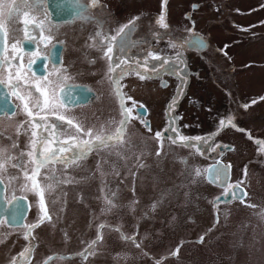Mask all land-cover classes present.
Listing matches in <instances>:
<instances>
[{
  "label": "rangeland",
  "instance_id": "1",
  "mask_svg": "<svg viewBox=\"0 0 264 264\" xmlns=\"http://www.w3.org/2000/svg\"><path fill=\"white\" fill-rule=\"evenodd\" d=\"M98 1H107L115 8L120 25L136 18V38L145 36L147 43L137 47L135 62L127 65H143L148 60V71L155 67L158 72L144 80L135 73L121 76L127 65L109 73L106 59L98 58L94 67L86 65L84 42L78 50L71 48L67 56L71 64L64 62L61 67L68 68L71 76L66 82L95 87L100 112L92 116L82 110L73 111V124H81L85 130L103 126L105 132L114 134L116 119L122 117L115 111L109 76L119 78L128 109H133L134 103L143 105L149 117H137L134 125L128 121L124 125V144L110 141L97 159L90 161L96 152L86 157L90 162L85 168L80 161L68 169L60 163L50 164L40 170L37 182L43 186L54 169L59 186L57 181H47L52 187L45 193H62L71 184L88 183H92L93 192L99 193L96 200L88 201L87 208L100 214L98 220L103 218L113 227L102 229V242L94 247L100 251V258H90L89 264H264V150L256 143L264 142V0H167L166 4L164 0ZM162 5L167 29L156 24ZM189 28L208 42V48L201 53L181 49V63L170 41L179 43L180 38H188ZM153 29L164 34L149 42L148 33ZM85 40L89 46L90 32ZM149 51L160 55L161 60H152L147 56ZM100 52L101 49L96 51V57H101ZM139 70L144 72L145 68ZM174 97L177 102L169 108ZM221 119L225 121L222 130ZM144 121L149 122L151 132ZM170 125L180 134L201 137L206 143L196 141L192 148L178 146L179 141L172 144L171 139H164L165 135L170 138L176 134ZM157 131L163 133L159 157L155 155L160 146L154 136ZM217 145L231 149L218 152ZM118 151L123 158L116 155ZM180 157H188V164H181ZM217 159L223 167L230 165L226 188L239 184L247 193L243 203L236 199L211 203L227 194L226 188L205 179V169ZM141 162L145 167H139ZM196 167L201 171L199 177L194 175ZM30 169V163L26 164L25 171L29 173ZM157 197L163 204L153 210ZM29 203L38 208L36 200ZM63 204L64 201H45L51 209L62 208ZM70 208L85 207L75 203ZM224 212L228 213L226 220ZM95 215L89 218L90 240L99 222L94 221ZM116 227L127 235L135 231L140 247L122 241L112 230ZM201 237L203 242L198 243ZM162 255L166 257L161 259Z\"/></svg>",
  "mask_w": 264,
  "mask_h": 264
},
{
  "label": "flooded vegetation",
  "instance_id": "2",
  "mask_svg": "<svg viewBox=\"0 0 264 264\" xmlns=\"http://www.w3.org/2000/svg\"><path fill=\"white\" fill-rule=\"evenodd\" d=\"M85 3H87V0H85ZM98 4L99 6L97 8H89L86 18L83 19L75 15L78 9L73 5L72 0H46L43 6L39 7V10L35 13V18L38 21L42 18V15H47L49 23L53 28V35L51 41L46 43L40 39H37L34 42L25 41L21 46L22 51H19L16 59L12 61L14 65L19 67L22 75H24V78L28 80V83L21 87V94H26V90H31L34 96H39V93L35 92L36 82L32 79L33 73L37 76H45L49 80L54 81L55 75H50L54 67L52 61L56 60L57 64L55 66L60 68L63 66L64 62L68 65L69 63L71 64V59H68L67 56L70 54L71 48H76L77 50L81 48L82 42L85 43V47L83 48H86L85 52H87V55L85 56L86 65L94 67L98 64V58L101 59L103 51L102 53L100 52L101 57H96V51L100 48L98 46H92L94 45V38L96 36L98 26L104 29L105 34H108V29H112L110 35H115V30L121 26L118 23L117 18H115L117 13L113 6L111 7L107 1H98ZM129 21L131 20L129 19L128 21H125L124 24H127ZM17 26L21 28L23 27L22 25ZM30 27H32L37 35H39V29H37L35 25ZM136 30L137 29L134 24V26L128 31L126 40L123 44L122 52L114 49L117 62L119 60H125L127 61V64L135 62L137 47H143L145 46L144 44L147 43L145 41V36L143 35H139V37L136 38ZM89 32L91 33L92 40L88 46V41L85 39ZM148 34V41L151 42L154 36L160 37L164 33L163 31L156 32V30L153 29L150 30ZM45 35H47V33H45ZM193 36H199L202 38L198 34L190 35L188 38H192ZM100 39L103 40L104 36L102 35ZM183 39L184 38H180V41ZM202 39L206 41L204 38ZM13 40L23 41L24 33L20 32L15 36L8 35L5 38L4 43L7 46L10 45ZM54 45L55 47H53ZM206 48H208V46ZM206 48L199 50L195 47H186L189 51H197L198 53L203 52ZM29 52H35L36 55L29 56ZM49 52L53 53L52 59L38 60V57L47 56ZM6 54L11 57L12 50L7 48ZM29 60L37 61L36 63H32L30 69L27 67ZM90 61H95V63H90ZM108 63L109 62L106 60V68H108ZM119 70L120 68H117L115 71L119 72ZM13 72H15V68L13 69ZM166 72H168V70H166ZM63 89H69L67 92L65 91L68 96L60 97L59 93ZM49 91H51V89H49ZM56 92L58 94V103H62L64 107H58L56 109V114H52L50 110H44L39 111L38 115H33L32 117H27L26 115L20 113L19 108L17 107L20 101L11 95L10 89L5 88L3 92H0V113L7 112L10 114L13 111L16 112V115L14 116L0 115V148L5 150V155L11 154L14 157H18L21 152H24V161L26 157L29 159L27 153L32 151V149L27 145L30 140L35 139V137H32L33 131L42 133L43 136L47 138L48 143L43 145V147L50 146L53 149L62 146L63 141L65 140H68L69 143H71L72 141L70 137H77L79 139L88 138L83 132H80L78 135L75 127L68 125L67 120L71 119V114L73 111L77 110H82L89 113V115L92 114V116L93 113H96V116L100 114L98 109L99 93L97 89L89 83L66 82L63 86L57 88ZM138 108L140 107L137 106L136 108L131 109L128 114V121H132V125H134L137 117L141 119L149 117L146 116L148 114V110L144 106L143 108L146 110V115L134 116V113H137ZM37 111L38 110L33 109L34 113ZM115 111L119 115L120 111L117 101H115ZM57 115H63L65 116V119H57ZM42 117L44 119H41ZM165 117L168 120L171 119L169 116ZM45 120L49 123L55 124L56 127L50 128L48 131H44L43 128L35 127L36 123L43 125ZM19 121H25V124L23 128H20V130L17 131ZM119 122L120 116L116 119V123H118L117 127L119 126ZM147 123L149 125L148 121ZM100 128L97 127L93 130L94 132H98ZM165 136L167 137L168 135ZM56 141H59L60 144H57ZM41 147V145H37L36 151L38 152L41 150ZM230 149L231 146L217 148L218 152L228 151ZM101 150L103 152L104 147L97 148L89 152L87 156L96 152V157L90 161L97 159L101 155L99 154V151ZM68 155L71 154L69 153ZM85 159H79L74 162L80 161L82 166L85 168L90 162ZM74 162L70 164L67 169L71 168ZM217 162L221 165L220 160L217 159L208 167L217 164ZM12 163H15V160H13ZM29 163L32 168L33 165L30 160L28 162L25 161V164L22 165L21 168H13L11 165H7L8 171L3 176L4 183L0 185V221H4V224L0 225V264H12L13 257H16L15 264H45L46 261L47 264H89L90 258L97 261V259L100 258V251L96 248L91 249V253L87 254L86 259L80 255L82 253H86L89 242L97 236L96 228L95 235L93 234L92 237H94L90 240L89 218L90 215L93 217L96 213L93 214V211H90L87 208V203L88 201L96 200L99 197L98 192H93L92 183L80 184L81 186H72L71 184V186L68 189L65 188V191L62 193H44L45 201H64V204L62 205L63 207L54 209L47 208V212L51 216V220H45L38 228L31 230L28 239L24 238L26 229L21 227V225L35 223L38 217V208L34 209L30 207L29 202L31 200L37 201L39 197L32 192L30 193L28 191L20 190V183L24 182L26 164ZM12 174H17L19 180L14 183L13 187H9V176ZM29 174H31V169L29 170ZM228 179L229 175L227 174V178L223 180V183L216 180L214 177L212 181H208L207 179L206 181L216 184L219 188H226L228 186ZM30 183L31 182H29V184ZM228 195L229 194L227 193L225 196L220 195L217 198L221 196L226 197ZM12 196L17 197V200L10 204L5 198L10 199ZM217 198L214 200L216 201ZM232 199L231 195V198L228 201L221 200L216 203H228ZM25 201L28 205V209L26 211L23 209L25 207ZM75 203H80V205L84 206V210L79 208L71 209L70 205ZM16 209L19 210V213L15 218H13L11 210ZM96 211L98 212L97 209ZM98 217H100V214H96L94 218L96 219L94 220L95 222L99 221L98 225L104 223L107 227H113L110 224H107L103 218L98 220ZM120 231L123 232L122 230ZM130 233L131 234L128 235L124 234L129 237H137V233L135 231ZM117 234L120 236L119 232ZM101 242L102 240L96 245L98 246ZM29 247L31 248L30 252L24 256L19 255ZM164 256L165 255H162L161 259L164 258ZM49 257H52V259L49 260Z\"/></svg>",
  "mask_w": 264,
  "mask_h": 264
},
{
  "label": "snow or ice",
  "instance_id": "3",
  "mask_svg": "<svg viewBox=\"0 0 264 264\" xmlns=\"http://www.w3.org/2000/svg\"><path fill=\"white\" fill-rule=\"evenodd\" d=\"M46 2V0H0V92H3L5 88H8L11 90V95L16 97L18 101H20L19 105L17 106L19 108V111L21 114L26 115L27 117H32L33 115H38L39 111L44 110H50L52 114H56V109L63 108L64 105L62 103H58V94L56 92L57 88H60L63 86L68 79H71V76L69 75L68 68H60L56 67L57 64L56 60H53V69L52 73L50 75H55V80H49L45 76H37L35 73H33L32 79L36 82L35 83V92L39 93V96H34L31 90H26V94H21V87L28 83V80L24 78V75H22L19 67L14 65L12 61L16 59L17 53L19 51H22V44L25 41H31L34 42L37 39H40L43 42L51 41L52 35H53V28L49 23L48 16L42 15V18L38 21L35 18V13L39 10V7H42L43 4ZM167 0H164V3L166 4ZM73 5L78 9L75 15L79 16L80 18H86L87 12L89 11V8H97L99 6L98 0H87V3H85V0H72ZM196 5H193V8H195ZM186 18L187 15H186ZM136 18H133V20L129 21L127 24L121 25L118 29L115 30V35H110L112 29H108V34H105L104 29L102 27L98 26V30L96 32V36L94 38V45L92 46H98L103 51L102 59H106L108 63V72H114L117 68H122V66L127 65V61L125 60H119L117 62L116 53L114 52V49H117L118 51H123V44L126 40L128 31L131 27L134 26ZM193 28H194V21ZM156 24L161 29H167L169 25L166 22V13L163 10L162 5V11L159 15V17L156 19ZM17 25H22L23 27H19ZM32 25H35L37 29H39V35L33 30ZM193 28H189L187 31L189 34L194 35ZM23 32L24 33V40H13V42L10 45H5L4 41L5 38L8 35L15 36L16 34ZM47 33V35H45ZM104 36V39L101 40L100 37ZM195 45L198 48H206L207 42L204 41L202 38H197L196 40H193L191 38H184L179 43H174L170 41V46L173 48H176L175 52V58L177 60H180L181 63H183L182 59V51L181 49ZM55 47V45L53 46ZM7 48H10L12 50V56L9 57L6 54ZM29 56H35V52H29ZM53 53L49 52L47 56L38 57L39 59L43 60H49L52 59ZM148 57H151L152 60L160 61L161 56L156 54L153 51H149L147 53ZM37 61L29 60L27 67L30 69L32 63H36ZM167 60L164 61L165 64H167ZM90 63H95V61H90ZM148 60H145L144 64H137L136 66L127 65L126 68H123L121 71V76H126L129 73H135L141 80L144 79H150L152 78L151 73H156L158 70L153 67L151 69V72L148 71ZM163 65H161L162 67ZM15 68V72H13V69ZM145 68L144 72H141L139 69ZM109 82L112 85V91L114 94V97L117 101L118 108L120 111V115L122 119L119 122V126L116 128L114 134H109L105 132L104 127L101 126L100 130L98 132H94L93 128H87L84 129L83 125L81 124H73V119H68L67 123L68 125H72L75 127L77 134L80 132H83L87 139H79L77 137H70L71 143H69L68 140L63 141L62 146L53 149L52 147H43V145H46L48 143V140L46 137L43 136L42 133H38L33 131L32 137H35V139H32L29 141V144L27 145L32 149V151L28 152L27 155L30 159V162L32 163L33 167L31 169V174L28 173V171L24 172V182L20 183V190L21 191H30L33 194L37 195L39 198L37 200V206H38V217L35 223L29 224V225H21V227H24L26 229L24 233V238L28 239L30 232L32 229L38 228L42 223H44L45 220H51V216L47 212V207L45 205L44 200V193L48 189L52 187L50 183H47V181H57V186H59V180L55 175V170L53 169L45 178V184L41 186L40 183L37 182L36 177L40 174V170L48 165H55L57 163L63 164L65 168H67L70 164H72L74 161L79 159H85L89 152H91L94 149L101 148V147H107L110 146V141H115L116 143H119L121 145L124 144V141L122 139L123 133H124V125L128 123V114L131 111V109H128L125 104V97L126 94L122 92L121 85L118 83V77L115 76H109L108 77ZM166 86V85H161ZM51 89V91H49ZM63 92H60L59 95H62ZM128 100H131L132 97L127 96ZM176 98H173L172 103L169 105V108H172L173 105L176 103ZM136 104H133V108H136ZM140 108H143V105H139ZM243 107L247 108L248 105H244ZM33 109L38 110L37 112H33ZM137 116L140 115L139 111H137ZM0 115H16V112L13 111L10 114L7 112L0 113ZM41 119H44L43 117ZM57 119L63 120L65 117L63 115H57ZM232 122V116H229L228 123L231 124ZM19 127L17 131L20 130V128H23L25 121H19ZM145 128L148 129L149 132H151V128L148 125L147 121H144ZM220 129L222 130L225 127V121L221 119L219 121ZM36 128H43L44 131H48L50 128H55L56 125L49 123L45 120V123L42 125L40 123L35 124ZM171 131L176 133L173 137H164V139H171L172 144H177L179 141L180 144L178 146L188 147L192 148L194 146V142L199 141L200 143H206V141L201 137H186L179 133L178 129L175 127H171ZM168 129H166L167 131ZM155 138L160 142V146L156 150V157H159L161 155V150L163 149V140L161 139L163 137V133L160 131H157L154 133ZM57 144H60L59 141H56ZM257 146L264 150V142L256 141ZM41 145V150L38 152L36 151V146ZM15 147V146H14ZM223 147V145H217V148ZM198 148V146H197ZM171 150V149H169ZM198 150H200L198 148ZM216 149H212V151H215ZM71 155H68V154ZM24 152H21L18 157H14L11 154L5 155V150L0 148V185L4 183L3 176L7 173V165H11L13 168H21L22 165L25 164L24 161ZM117 156L123 158V153L117 152ZM15 160V163H12V161ZM179 162L183 165L188 164V157H180ZM139 167L143 168L145 165L141 162L139 164ZM230 167H223L217 162V164L209 167L208 169H205V172L208 173L207 179L209 181H212L213 177L216 180H219L223 183V180L227 178L228 174V168ZM135 175V173H133ZM189 175H192L189 173ZM194 175L196 177H199L201 175V171L199 167H196L194 170ZM223 178V179H222ZM19 180V177L17 174H12L9 176V187H13L14 183ZM29 182H31L29 184ZM195 182V181H194ZM178 187V186H177ZM239 184L231 186V189H225V192L229 195H232L233 199H239L240 196H246L247 193L245 192H239ZM169 190H166V193H168ZM7 199L8 203H13V201L17 200V197L12 196L10 199ZM113 201H110V203ZM217 201L213 200L211 203L214 205ZM241 203H243V200H241ZM163 200L161 197H157V200L152 204V209L155 210L157 207L162 206ZM19 213V210H11V215L13 218L17 216ZM225 220L227 219L228 213H223ZM264 215V213H262ZM218 222V221H217ZM11 223V222H9ZM4 221H0V225H3ZM91 226V225H90ZM107 225L104 223H101L97 226V236L95 239H93L88 244V249L86 250V253L80 254L84 259L87 258V254L91 253V249L95 247V245L100 242L103 237L100 234L101 230L105 228ZM110 227V226H109ZM112 230L117 231L120 233L121 240L125 242H131L134 244L135 247L139 248L140 245L136 243L135 236L129 237L126 236L123 232L120 231V229L113 228ZM212 229H209V232H211ZM198 243L203 242V237ZM31 251V248H26L25 251L20 256L26 255L28 252ZM178 254V250L176 252H173L172 255L176 256ZM49 260L52 259V257L48 258ZM16 257H13L12 264H15ZM47 264V261L45 262ZM156 264H161L160 261H156Z\"/></svg>",
  "mask_w": 264,
  "mask_h": 264
},
{
  "label": "water",
  "instance_id": "4",
  "mask_svg": "<svg viewBox=\"0 0 264 264\" xmlns=\"http://www.w3.org/2000/svg\"><path fill=\"white\" fill-rule=\"evenodd\" d=\"M197 38H200V37H199V36H193L191 39L196 40ZM188 47H195V48H197V49H199V50H202V48H198V47H196L195 45H191V46H188ZM67 90H69V89H63V90L61 91V92H63V94L60 95V97H61V96H68V94L65 93V91L67 92ZM138 111H139L140 115H146V110H145L144 108H138ZM208 168H209V167H208ZM208 168H207V169H208ZM207 177H208V173L206 172V174H205V178L207 179ZM207 180H208V179H207ZM208 181H209V180H208ZM239 192H244L243 189H242L241 187H239V189H238V193H239ZM243 197H244V196H240V198H239L238 200H241ZM230 198H231V195H228V196H226V197L221 196V197L217 198L216 201H221V200H223V201H228ZM22 208H23V207H22ZM23 209H25V211L28 209V205H27L26 201H25V207H24Z\"/></svg>",
  "mask_w": 264,
  "mask_h": 264
}]
</instances>
